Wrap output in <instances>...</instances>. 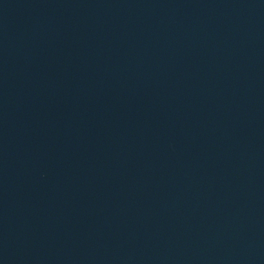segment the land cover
Instances as JSON below:
<instances>
[{
    "label": "water",
    "instance_id": "obj_1",
    "mask_svg": "<svg viewBox=\"0 0 264 264\" xmlns=\"http://www.w3.org/2000/svg\"><path fill=\"white\" fill-rule=\"evenodd\" d=\"M0 264H264V0H0Z\"/></svg>",
    "mask_w": 264,
    "mask_h": 264
}]
</instances>
